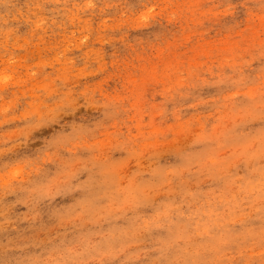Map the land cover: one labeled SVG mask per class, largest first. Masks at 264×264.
I'll return each mask as SVG.
<instances>
[{
	"label": "rangeland",
	"instance_id": "374dc122",
	"mask_svg": "<svg viewBox=\"0 0 264 264\" xmlns=\"http://www.w3.org/2000/svg\"><path fill=\"white\" fill-rule=\"evenodd\" d=\"M0 264H264V0H0Z\"/></svg>",
	"mask_w": 264,
	"mask_h": 264
}]
</instances>
